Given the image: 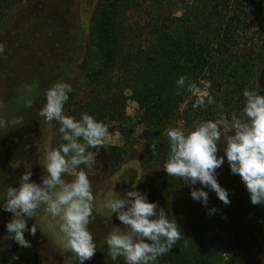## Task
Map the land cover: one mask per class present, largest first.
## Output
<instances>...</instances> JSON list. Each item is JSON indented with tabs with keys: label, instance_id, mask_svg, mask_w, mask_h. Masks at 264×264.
Instances as JSON below:
<instances>
[{
	"label": "rangeland",
	"instance_id": "rangeland-1",
	"mask_svg": "<svg viewBox=\"0 0 264 264\" xmlns=\"http://www.w3.org/2000/svg\"><path fill=\"white\" fill-rule=\"evenodd\" d=\"M98 1L29 0L11 7L0 26V245L12 228L29 259L18 264H154L143 240L158 220L176 239L183 237L178 224L189 227L216 264H264L196 175L223 158L264 154L260 43L254 38L250 48L241 41L236 49L237 63L252 57L246 67L192 84L174 118L163 124L161 146L151 149L143 111L130 98L101 129L81 127L85 116L78 109L92 87L75 81V74L90 51ZM70 61L77 70L69 68ZM45 88L49 102L37 96ZM75 134L80 145L66 146L63 141ZM110 145L127 150L121 163H110ZM248 169L263 170L264 164ZM232 172L219 167L206 183L240 208L242 189ZM166 232L162 240L170 237Z\"/></svg>",
	"mask_w": 264,
	"mask_h": 264
},
{
	"label": "trees",
	"instance_id": "trees-1",
	"mask_svg": "<svg viewBox=\"0 0 264 264\" xmlns=\"http://www.w3.org/2000/svg\"><path fill=\"white\" fill-rule=\"evenodd\" d=\"M26 1L0 0V26L11 7ZM176 6L179 14L175 13ZM254 38L264 50V0H99L92 14L90 51L84 68L75 74V81L83 79L92 87L78 109L85 116L81 127L101 129L105 118H117L130 98L142 109L143 135L148 146L156 150L161 146L163 124L174 118L191 85L218 80L226 72L233 74L246 67L252 57L237 63L240 57L236 49L241 41L252 48L257 43ZM69 64L72 71L77 70L74 61ZM70 69L65 70V76ZM40 90V100L53 99L49 90ZM73 93L70 88L64 95L71 99ZM77 137L75 134L63 143L75 148L80 145ZM107 150L111 164L121 163L127 154L119 145H110ZM255 162L264 164L262 160H248L224 166L236 174L242 189L240 208L226 200L264 240V169H248V164ZM199 173L197 170L198 180ZM212 199L223 216H228ZM160 223L155 220L153 233L143 240L156 257L154 264H216L212 250L201 246L200 237L194 238L189 227L178 224L183 237L176 239L177 234ZM166 223L178 227L173 221ZM165 231L170 237L162 240L160 235ZM7 233L0 245L1 263L18 264L19 259L29 262L23 254L26 246L15 230L9 228Z\"/></svg>",
	"mask_w": 264,
	"mask_h": 264
},
{
	"label": "water",
	"instance_id": "water-1",
	"mask_svg": "<svg viewBox=\"0 0 264 264\" xmlns=\"http://www.w3.org/2000/svg\"><path fill=\"white\" fill-rule=\"evenodd\" d=\"M258 85L264 89V64L260 69L259 76H258ZM248 160H262L264 161V154H246L237 157H228L223 158L218 161H215L211 164H208L206 167L202 168L199 173V182L201 186L208 192L223 208V210L228 214V216L241 228L246 237L248 238L250 244L254 248L255 252L258 254L262 262L264 263V249L262 248L259 240L249 224V222L241 216L234 208L227 202V200L218 192H216L210 185L206 183V176L212 172L213 170L225 166L227 164H234L241 161H248Z\"/></svg>",
	"mask_w": 264,
	"mask_h": 264
}]
</instances>
